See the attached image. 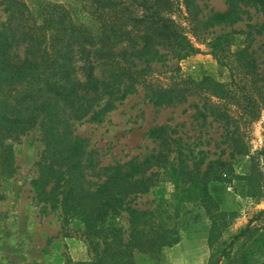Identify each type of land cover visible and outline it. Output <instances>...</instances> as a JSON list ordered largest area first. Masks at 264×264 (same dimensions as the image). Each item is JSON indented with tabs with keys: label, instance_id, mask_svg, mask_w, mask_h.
I'll return each instance as SVG.
<instances>
[{
	"label": "trees",
	"instance_id": "trees-1",
	"mask_svg": "<svg viewBox=\"0 0 264 264\" xmlns=\"http://www.w3.org/2000/svg\"><path fill=\"white\" fill-rule=\"evenodd\" d=\"M227 1L229 10L205 17L198 0H94L87 11L62 3H46L37 9L26 0H0L10 16L0 22V174L11 175L16 170L14 141L40 124L45 149L32 180L39 201L60 204L66 214L79 216L96 255L92 262L71 264L161 261L164 248L179 241L178 230L169 225L163 212L127 207L125 200L150 179L137 178L149 164L164 166L175 150H182V137L173 128L156 125L149 130L159 144L156 154L141 162L116 165L113 170L105 168V179L92 180L96 173L89 174L88 168L95 165L87 140L74 133L75 121L88 116L99 120L138 85H146L147 95L157 106L186 101L191 94L201 96L200 114L234 124L228 130L230 138L238 143L239 152L249 151L244 127L237 119L244 124L255 120L264 100L259 72L247 55L249 49L233 50L229 34L211 42L220 70L230 72L229 82L211 75L196 80L178 74L167 84H157L149 82L147 67L139 68V62L150 64L166 54L180 60L199 51L191 35L200 37L203 28L230 20L237 10L236 0ZM256 1L264 13V0ZM175 7L185 13L189 27L171 15ZM258 31L264 34V22ZM22 47L24 53H18ZM251 86L256 87V95ZM203 160L190 164L182 157L180 174L190 183L185 200L201 199L211 211L216 204L209 184L229 164L213 159L203 169ZM125 165L127 170H123ZM126 208L131 225L127 240L120 227L106 225L111 215ZM259 217H264V209ZM215 239L212 231V249ZM221 255L230 257L231 251L225 247ZM222 256L214 251L207 264H222Z\"/></svg>",
	"mask_w": 264,
	"mask_h": 264
},
{
	"label": "rangeland",
	"instance_id": "rangeland-1",
	"mask_svg": "<svg viewBox=\"0 0 264 264\" xmlns=\"http://www.w3.org/2000/svg\"><path fill=\"white\" fill-rule=\"evenodd\" d=\"M26 1L37 9L46 3H62L87 11L94 0ZM198 1L205 17L214 11L230 9L227 0ZM236 9L230 20L210 25L207 30L203 28L200 37L191 35L199 49L196 53L180 60L166 54L150 64L139 62V68L149 69V82L167 84L178 74L196 80L211 75L229 82L230 72L220 70L211 46L216 37L229 34L233 50L249 49L247 55L255 62L258 83L263 84L264 92V34L258 31L264 22L263 10L256 0H236ZM171 15L189 27L185 13L177 7ZM9 19V13L0 6V22ZM24 51L22 47L18 53ZM97 73L102 71L97 70ZM250 88L256 95V87ZM147 93H150L149 87L138 85L135 92L117 101L116 107L99 120L88 116L74 122V133L87 140L89 157L95 165L88 168L89 174L96 173L90 178L103 180L108 173L105 168L113 170L116 165L131 160L141 162L156 154L159 144L149 136V130L168 124L176 136L182 137V150H175L164 166L149 164L145 174L137 178L150 179L125 200L127 207L163 212L169 225L178 230L179 241L166 246L161 261L156 264H207L214 251L221 257L225 247L231 255L222 256V264H261L264 261V217H259V212L264 209V100L255 120L244 124L237 119L244 127L249 150L241 153L238 143L228 134L229 128L235 125L200 114L204 103L201 96L191 94L186 101L157 106ZM14 148L16 170L11 175L0 174V264L94 261L96 255L85 222L77 215L66 214L60 204L54 206L39 201L32 184L38 175L37 162L45 149L41 125L22 134L14 141ZM182 157L190 164L204 158L203 169L213 159L228 161L229 166L220 168L219 178L209 184L216 204L211 211L201 199L185 200L190 183L180 174ZM123 170H127L126 165ZM248 175L252 178H245ZM106 225L120 227L127 240L131 231L128 208L111 215ZM248 227L247 233L238 237ZM212 231L216 237L214 249L210 246Z\"/></svg>",
	"mask_w": 264,
	"mask_h": 264
}]
</instances>
